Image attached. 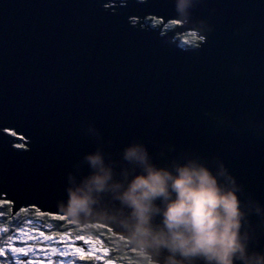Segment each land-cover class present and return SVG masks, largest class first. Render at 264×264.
<instances>
[{"label":"water","instance_id":"1","mask_svg":"<svg viewBox=\"0 0 264 264\" xmlns=\"http://www.w3.org/2000/svg\"><path fill=\"white\" fill-rule=\"evenodd\" d=\"M110 2L0 0V201L72 223L68 174L139 143L158 165L223 164L264 251V0H192L185 14L177 0ZM188 33L195 48L178 43Z\"/></svg>","mask_w":264,"mask_h":264},{"label":"clouds","instance_id":"2","mask_svg":"<svg viewBox=\"0 0 264 264\" xmlns=\"http://www.w3.org/2000/svg\"><path fill=\"white\" fill-rule=\"evenodd\" d=\"M191 5L177 0L176 10L185 14ZM81 163L88 174H68L60 205L72 223L118 228L150 264H264V251L251 247L244 230L240 186L223 164L215 171L197 158L158 165L139 143L125 147L119 161L98 148ZM262 211L257 205L255 213Z\"/></svg>","mask_w":264,"mask_h":264},{"label":"trees","instance_id":"3","mask_svg":"<svg viewBox=\"0 0 264 264\" xmlns=\"http://www.w3.org/2000/svg\"><path fill=\"white\" fill-rule=\"evenodd\" d=\"M146 23L149 24L148 26L151 28H158L161 25L159 21L150 18L146 20ZM176 27L177 24L169 23L164 27L163 31L166 32ZM177 40L184 48H195L200 42L195 35L191 33L177 37ZM8 134L13 136L11 133ZM19 142L21 144L16 145L15 148L20 150L24 149L22 141L20 140ZM29 221H35L45 233L56 238L61 239L74 236L86 240L89 244L93 243L100 249V252H98L96 256L98 257L100 254L105 264H150L149 260L142 256L137 250L129 249V245L124 239L115 235L111 230L105 227L73 224L63 217L44 214L31 208L23 209L16 215L11 216V205L9 203H0V225L3 226L6 231L9 230L10 232H14L22 230L26 225L25 223H29ZM76 245L80 246L82 249L87 248L85 243ZM91 258L92 257L89 259Z\"/></svg>","mask_w":264,"mask_h":264},{"label":"rangeland","instance_id":"4","mask_svg":"<svg viewBox=\"0 0 264 264\" xmlns=\"http://www.w3.org/2000/svg\"><path fill=\"white\" fill-rule=\"evenodd\" d=\"M111 2L122 1L111 0ZM111 2L108 3L107 8L116 6ZM121 4L123 3L119 5ZM146 20L144 26L148 27ZM20 140L22 141L21 138H17V141ZM27 223L24 229L14 232L6 231L0 225V248L5 249V255L0 256V264H105L100 254L98 255L100 258L96 256L100 249L93 243L89 244L86 240L74 236L59 239L45 233L35 221ZM81 243H85L87 248L82 249L76 245ZM13 247L23 251L13 252ZM90 257L92 258L89 259Z\"/></svg>","mask_w":264,"mask_h":264},{"label":"snow or ice","instance_id":"5","mask_svg":"<svg viewBox=\"0 0 264 264\" xmlns=\"http://www.w3.org/2000/svg\"><path fill=\"white\" fill-rule=\"evenodd\" d=\"M13 252H20L23 251L22 249H17V248H12ZM5 255V249L4 248H0V256H4Z\"/></svg>","mask_w":264,"mask_h":264},{"label":"flooded vegetation","instance_id":"6","mask_svg":"<svg viewBox=\"0 0 264 264\" xmlns=\"http://www.w3.org/2000/svg\"><path fill=\"white\" fill-rule=\"evenodd\" d=\"M178 26V25H177ZM175 29V28H174ZM171 30H173V29H171ZM168 31H170V30H168ZM167 32V31H166ZM0 203H6V202H2V201H0Z\"/></svg>","mask_w":264,"mask_h":264}]
</instances>
